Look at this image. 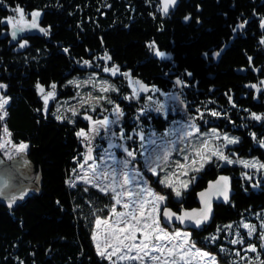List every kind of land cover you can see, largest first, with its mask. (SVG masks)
I'll return each mask as SVG.
<instances>
[{"label":"trees","instance_id":"trees-1","mask_svg":"<svg viewBox=\"0 0 264 264\" xmlns=\"http://www.w3.org/2000/svg\"><path fill=\"white\" fill-rule=\"evenodd\" d=\"M159 4L160 0H0V21L11 17L19 5L29 18L40 12L48 30L44 38L29 37L11 47L10 39L4 38L10 24L0 22V84L7 86L4 95L9 98L5 124L14 144L29 145L31 158L38 150L43 169L39 197L16 210L0 206V264H108L98 256L92 234L95 219L107 218L113 201L97 189L72 188L69 183L84 156L76 133L88 129V123L80 118L76 123L61 121L51 108L45 111L37 84L50 91L54 83L58 96L68 99L74 95L68 83L87 73H101L105 62L130 73L150 91L170 93L180 79L183 87L178 91L202 130L217 128L255 145L264 141V91L246 88L264 80V0H180L167 18L159 13ZM245 22L247 30L242 32L239 25ZM25 40L26 46L20 47ZM225 46L229 48L215 63L213 53ZM156 50L168 59L159 58ZM115 83L122 97L130 93L122 78ZM120 102L127 134L135 130L162 135L180 117L148 112L133 122L144 105ZM212 111L220 115L212 116ZM252 113L262 119H253ZM133 147L139 149L136 141ZM220 176L234 183L239 179L213 161L197 174L181 200L169 197L165 207L176 213L198 210V194ZM152 183L162 190L156 180ZM232 201L224 207L229 214ZM240 216H228L231 228L202 224L192 231V241L223 264H261L264 213L245 210ZM242 222L255 226L252 236ZM233 239L244 243L232 244ZM249 245L257 252L248 251Z\"/></svg>","mask_w":264,"mask_h":264},{"label":"snow or ice","instance_id":"snow-or-ice-1","mask_svg":"<svg viewBox=\"0 0 264 264\" xmlns=\"http://www.w3.org/2000/svg\"><path fill=\"white\" fill-rule=\"evenodd\" d=\"M176 0H164L163 12L167 14L169 5H175ZM14 12L18 14V17H8L4 21L12 26L11 36L13 39H17L18 33H22L28 29H36L38 25V17L40 12L34 11L30 13L32 19L27 21L25 19L24 10L19 5L14 9ZM187 19V18H186ZM246 23V22H245ZM264 26V25H262ZM240 28L244 27V24L239 25ZM39 31L44 32L45 35L48 34V30L44 28H39ZM264 43V41H261ZM27 41L25 40L20 44V47L26 46ZM150 48H154V44L149 45ZM67 51V49H65ZM161 58L165 57V53L156 50L155 53ZM207 57V53L204 54ZM214 56H219V52H214ZM105 60H111L110 56L105 55ZM84 64L91 66L89 61H84ZM104 72L110 73L112 76L117 74L123 75L130 78L129 73H121L119 66H113L111 68L104 67L102 69ZM191 75V73H188ZM79 87L76 81H70ZM86 83H93L94 81H89ZM133 83L139 86V91L147 92L149 88L139 81H134ZM182 83L177 80V84ZM6 85L0 84V88H6ZM56 84H51V91L45 93V89L40 84H37V88L41 93L44 101V110L47 111L48 102L50 98L55 97ZM256 87V85H252ZM157 90V89H153ZM101 92L118 91L114 86L103 82L100 85ZM139 91L133 89V95L139 98ZM158 91V90H157ZM132 97H125V99H131ZM83 101V98H81ZM107 100L108 103H113L108 97H88L87 102L91 103L93 100L96 103L99 100ZM173 100H179V97H171ZM229 99H231L229 97ZM151 100V97H149ZM9 103V98L0 96V121H2L7 115L6 105ZM92 111H95V104H92ZM156 111H163L164 105H159L155 109ZM72 111L73 115H76L74 109H69ZM212 116H219L220 113L212 111L210 113ZM110 115L113 119H109L105 116L103 119L92 120L91 116H85V119L91 121L92 127L89 132H85L81 129L76 133L78 137L83 138L89 145L91 140L95 138V135H99L101 129L109 136L108 149H105L107 159L103 160V166L95 163V158L92 156L93 149L89 146L88 154L85 156L84 163L80 164V168L83 170L85 164L88 161H93V163L88 164V169L90 174L86 172L83 176L79 177L81 181L85 184H91L93 187L97 188L99 192L108 196L114 203L110 208V215L105 219H100L97 217L95 219V229L92 234V239L95 242L96 252L98 256L109 261V264H192L193 258H199L204 264H217L216 258L212 256L211 253L201 251L195 246V242L191 240V232L174 230L169 232L165 227L161 225V212L160 206L164 205L168 197L161 195L160 193L154 191L148 186V181L145 179L142 171L137 168V149H130L126 143H115L114 140H133V134L129 133L125 136L123 128L120 129L119 133L115 131L114 126H118L124 113L118 104H115L111 110ZM252 118L260 121L262 117L256 113L251 114ZM60 119V117H57ZM201 118L203 114L201 113ZM139 119V117H137ZM4 133L6 136L10 135L8 129L4 127ZM199 134L202 137H207L202 139L199 147L191 146L188 154L184 155L185 163L181 164L178 161L174 162L177 171L172 173H166L161 177L160 173L165 170L167 163L169 161L172 151H184V149H176L174 145L179 142L183 144L186 140H190L193 136ZM139 138L140 141H144L145 137L141 132H136L134 134ZM255 137V134H252ZM223 140L225 143L222 145L213 144V140ZM10 141H5V143L0 144V149H5L6 145ZM133 143L135 141L133 140ZM150 143H155V141H150ZM238 143V138H230L227 134L221 136V134L216 129H211L210 132L201 133L200 129L194 124H189L184 128L177 137V140L169 141L160 152L150 153L148 156H144L143 153L148 151L144 144L141 143L139 146L140 155L143 158L144 169L151 172L153 176H156L157 183L162 184L167 188H171L174 192L175 197H181V189H187L190 181L181 179V176H187L189 171L198 172L203 167L204 164L210 161L213 157L217 160L225 161L227 164H232L234 162L242 164L246 168L253 169H264V163L259 161H246V160H233L229 156H226L223 152L228 144ZM261 147H264V141L259 142ZM17 152H23L27 145L21 143L18 146H13ZM110 149H120L125 154L122 160H117L115 154ZM9 159H12V154L6 152ZM189 156L192 157L189 160ZM110 161V162H109ZM160 169V171H158ZM247 175V174H245ZM175 177V179H173ZM251 179V177H248ZM194 180L195 177H192ZM71 186H75L74 183L69 181ZM228 184L229 178L225 176H220L215 182L210 183L208 190L199 193L200 201L203 205L200 209H193L191 211L181 210L178 214L173 212L171 209L165 207L162 213L165 223L171 226L173 219L179 221L181 224L190 223L194 228H199L202 224L210 219L211 215V199L212 197L222 196L225 201L228 200ZM87 191V189H85ZM2 194V191H0ZM117 206H120L123 211H117ZM101 225L103 229L101 230ZM227 228H231V225H227ZM243 227L248 230V235L252 236L256 231L254 225H249L247 223L243 224ZM264 228V224L261 225ZM219 231V229H218ZM239 236V233L236 234ZM103 237V239H101ZM262 240H264V233H261ZM211 239H216L213 236ZM232 244H243V239H233ZM264 247V244L261 245ZM248 251L257 252L255 245H249ZM239 256V252L236 253ZM264 264V261L261 262Z\"/></svg>","mask_w":264,"mask_h":264},{"label":"rangeland","instance_id":"rangeland-1","mask_svg":"<svg viewBox=\"0 0 264 264\" xmlns=\"http://www.w3.org/2000/svg\"><path fill=\"white\" fill-rule=\"evenodd\" d=\"M24 15H25V19L28 21L30 19L29 16L25 14V12H24ZM11 17H18V14L16 12H13ZM158 57L161 58L160 56ZM161 59H168V56L165 55V57ZM104 67L111 68L112 66H109L105 62ZM99 68L101 70L100 71L101 73H87L80 77H75L73 81H76L79 84V87H77L76 85L72 83H68V86H71V89L74 90L73 97H70L68 99H61L58 96L59 89L56 88L55 97L49 99L47 110L49 111L51 108L52 111H54L53 114L55 118L60 117L59 120L61 121L76 123L79 118L86 121L88 123V129L83 128V130L85 132H89L90 128L92 127V123L91 121L85 119V116H91L93 121L98 120V119H103L105 116H108L109 119H113L110 113L115 104H118L121 108L120 101H126L128 104H133V103L138 102V103H141L140 105L143 104L144 108L140 109L137 112L136 116L133 117V122L136 121L137 117L144 116L148 112L154 113L156 116H162L164 118H166L170 114L175 115V116L180 115L179 118L175 119L171 123L169 129L164 134L158 135L153 132L149 134L144 133L143 135L145 137V140L143 142L140 141L139 138L134 135L136 133L135 130L131 132L133 134V140L138 143V146H140V144L143 143L145 148L148 150L143 153L144 156H148L150 153L160 152L161 149L169 141L177 140L178 135L184 128H186L189 124H194L196 127L200 129L201 133H207V132H210L211 129H216L221 134V136H223L224 134H227L230 138H238V143L228 144L225 148H223L224 154L226 156H229L230 159H233L234 161L237 159L246 160V161L255 160V161H259L260 163H264V147H261L260 143L255 145L249 142L248 140L242 139L234 134L221 132L217 128H208V129L202 130L196 123L197 122L196 119L190 116V113L188 111L189 107L187 106V103L183 100L182 94L177 89L172 90L170 93H159L157 91H150V90L147 92L139 91V86L133 83L134 81H138V80L132 77L131 75H130V78L123 76V75H119V74H117L116 76H112L110 73L102 71L103 69L102 67H99ZM120 78L123 79V81L126 83L129 89L130 93L127 96H123V97L121 96L120 94L122 93L121 88L115 83V81H118ZM89 81H94L95 87L93 86V83H86ZM103 82H107V84L114 86L116 89H118V91L101 92L100 85ZM134 88L137 89V91H139V98H136L133 95ZM4 91H5V88H0V96L6 97L4 95ZM47 92L48 91H45V93ZM89 96L93 98L106 96L108 97V99L113 101V103H108V101L104 99L99 100L98 103H96L95 100L89 103L87 102ZM173 96L179 97V100L171 99V97ZM125 97H132V98L125 99ZM149 97H151V100H149ZM81 98H83V101ZM92 104H95V111L91 110ZM161 104L164 105V110L156 111L155 110L156 107H158ZM5 107L7 111L8 105H6ZM69 109H74L76 112V115H73L72 111H69ZM6 117L7 115L2 120V135H1L0 144L5 143L6 140L10 141V143L6 145L5 149H0V152L2 153L3 157L6 160L10 161L15 158H18L20 156V153L22 154L29 153L30 147L28 144H26L27 148L23 152H17L13 148L14 145L15 146H18V145L14 144L12 141L11 135L6 136L3 130L4 127H6L5 126ZM124 122H125V113L123 117L121 118L119 125L114 126V128L117 133H119L120 129L123 128L125 136H127L128 134L126 133L124 129ZM79 138L81 139L82 145L84 148V156H83V161L81 164L84 163L85 156L88 154V148L90 146L93 149L91 154L95 158V163L100 166H103V160L107 159L106 153L104 150L108 149V145H109V136L104 132V130L101 129L99 135H95V138L91 140L90 145L83 138L81 137ZM206 138L207 137H202L199 134H197L193 136L192 138H190V140H186L183 144L177 142L174 145V147L176 149H184V151L174 150L171 152V155L167 163V166L165 167V170L160 173L161 177L164 176L166 173H172V172L177 171L176 165L174 162L178 161L179 163L184 164L185 163L184 155L189 153L191 146L199 147L201 140L206 139ZM133 140L121 141L117 139V140H114V142L115 143H126V145L130 149H134ZM153 140L155 141V143L154 144L150 143V141H153ZM212 142L215 145H222L225 143L222 139L213 140ZM109 151L115 154V157L117 160H122L124 158L125 154L120 149H110ZM137 151H138L137 161L139 162L137 163V168L142 171L145 179H147L148 186L151 187L154 191L160 193L161 195H165L166 197H168V199L169 197H172L175 200H181L184 195V192L190 189V187L194 183L197 174L203 171L206 168V166L213 161L218 163V165L224 170L228 172H234L235 174H237L239 179H237L234 183V187L237 190V194L232 201L233 211L229 214L225 211L224 207L217 206L216 216L213 222L214 226L222 225L226 227L227 225H231V222L228 219V216H232L235 219H242L240 214L243 213V211L245 210L254 211V213L256 212L257 214L264 213V181H260L257 178L258 176L264 177V169L257 170L253 168H246L242 164L236 163V162L232 164H227L225 161L217 160L216 157H213L210 161L204 164V167L200 171L198 172L189 171L187 176L180 177L181 179L189 180L190 183L187 189H181V197L177 198L175 197L174 192L171 188H167L164 185L159 184L160 186H162V190H161L153 185L152 180L157 181L158 178L156 176H153L151 172L144 169L143 158L140 155L139 149ZM6 152L11 153L13 158L9 159ZM191 159L192 157L189 156V160ZM91 163H93V161H88V164H91ZM88 164H85V167L83 170L80 168V165H79L77 171L75 172L71 180V182L75 184L74 187L81 185V186H86V187L97 189L93 187L91 184H85L83 181L79 179V177L83 176L86 172L90 174V171L88 169ZM158 171H160V169H158ZM151 176L153 179H151ZM192 177H195V179L193 180ZM248 177H251V179H249ZM173 179H175V177H173ZM253 180H255L256 183H253ZM71 187L73 188V186ZM168 199L166 200L164 205L160 206V212H161L160 219H161L162 227H165L169 232H173L174 230H171L168 227H166L162 220V210L167 204ZM117 211H123V209L120 206H117ZM243 224H245V222H242L241 224L242 227H243ZM103 227L104 226L101 225V230L103 229ZM94 230H96L95 227H94ZM175 230L188 231V232H191V234L193 235V232L191 230H184L182 228H176ZM192 235H191V240H192ZM101 239H103V237H101ZM93 243L96 249L95 242L93 241ZM195 246L197 249H200L201 251L210 253L208 250H205L197 246L196 244ZM215 258H216L217 264H223L217 259V257ZM105 261L109 264V261L107 260ZM121 264H125V262L122 261ZM192 264H204V262L200 261L199 258H193ZM231 264H243V263L241 261H238V262H231Z\"/></svg>","mask_w":264,"mask_h":264},{"label":"water","instance_id":"water-1","mask_svg":"<svg viewBox=\"0 0 264 264\" xmlns=\"http://www.w3.org/2000/svg\"><path fill=\"white\" fill-rule=\"evenodd\" d=\"M163 3L164 0H160L158 11L163 16V18H167L171 12H175L177 10L180 4V0H176L175 5H171V4L169 5L167 14H165L162 10ZM31 19L32 17H30L28 21L30 22ZM42 21H43V17L42 14L40 13V16L38 17L39 27L36 29H28L22 33H18L17 39L12 38L11 32L13 29L12 26L10 25L9 30L4 33V38L10 39L9 45L11 47L16 46L21 40L29 37L44 38L46 36L45 33L39 31V28H44L42 26ZM228 48L229 46H225V48L219 52L220 53L219 56L212 55L213 59L215 60V63H219V61L221 60L222 56L224 55V53ZM259 72H260L259 69L254 71L255 74H259ZM177 80L180 79L175 80V84L177 85L176 89L180 90L182 89L183 85L182 83L177 84ZM253 85H256V87H252V85H246L248 91H256V92L264 91V82L262 85L259 84H253ZM1 135H2V121H0V140H1ZM32 155L33 158L30 157V153H24V154L20 153V156L18 158L8 161L3 157L2 153L0 152V191H2V194H0L1 207H4L9 210H16L17 208L24 206L29 200L35 197H39L41 195L42 193L41 190L43 186V169L38 159V150H34ZM235 195L236 192L234 190V181L229 180L228 200L225 201L222 196L212 197L211 199L212 211H211L210 219L204 224L213 223L217 206L226 207L231 203ZM197 203L199 209L203 207L200 201L199 194L197 197ZM163 211L164 210H162V213ZM162 220L164 225L171 230H175L176 228H182L184 230L193 231L197 229L191 226L190 223L181 224L179 221L175 219H173V221L171 222V226H169L167 223H165L163 215H162Z\"/></svg>","mask_w":264,"mask_h":264},{"label":"flooded vegetation","instance_id":"flooded-vegetation-1","mask_svg":"<svg viewBox=\"0 0 264 264\" xmlns=\"http://www.w3.org/2000/svg\"><path fill=\"white\" fill-rule=\"evenodd\" d=\"M244 24H245V25H244L243 28H240V27H239V29L242 30V32H245V31L247 30V24H246V23H244ZM263 82H264V80L259 81L258 83H259V84H262Z\"/></svg>","mask_w":264,"mask_h":264}]
</instances>
